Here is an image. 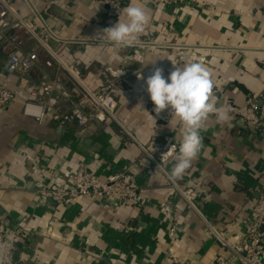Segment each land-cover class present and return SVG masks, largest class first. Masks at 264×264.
I'll return each instance as SVG.
<instances>
[{
    "label": "crops",
    "instance_id": "0c3cea01",
    "mask_svg": "<svg viewBox=\"0 0 264 264\" xmlns=\"http://www.w3.org/2000/svg\"><path fill=\"white\" fill-rule=\"evenodd\" d=\"M12 1L39 30L53 34L52 46L66 62H82L92 87L122 79L129 83L116 94L117 116L149 153L166 154L167 171L175 162L183 126L170 109L158 116L154 111L145 90L154 67L167 78L175 65L201 62L211 74L218 107H244L254 99L264 115V0H183L157 8L148 0H122L124 9L137 4L150 17L133 48L92 39L98 30L126 20L124 10L108 20L103 0ZM135 55L144 62L134 61ZM47 59L40 51L31 85L55 75V69L46 68ZM5 64L0 48V82ZM16 83L12 78L10 87ZM63 95L55 94L42 122L23 115L26 90L0 109V205L9 220L4 232L11 237L23 228L30 235L14 264H173L170 249L178 262L237 264L202 217L231 243L244 233L254 200L264 194V135L230 111L223 122L215 114L208 116L200 132L201 152L177 181L198 191L199 215L187 208L166 176L150 171L141 147L117 124L79 130L54 122L52 112L67 105ZM84 171L103 181L126 175L142 190L143 205L37 201L39 187L69 186Z\"/></svg>",
    "mask_w": 264,
    "mask_h": 264
},
{
    "label": "built area",
    "instance_id": "2783aa9c",
    "mask_svg": "<svg viewBox=\"0 0 264 264\" xmlns=\"http://www.w3.org/2000/svg\"><path fill=\"white\" fill-rule=\"evenodd\" d=\"M154 7L163 4L178 5L183 0H148ZM107 19L113 21L119 18L124 10L122 0H103ZM117 5V6H114ZM53 34L48 30H39L34 21L23 16L12 0H0V48L6 57L3 79L0 82V109L10 107L20 92L28 91L29 98L24 102L23 115L27 118L44 121L48 111L52 110L51 102L55 94H64L66 106L53 111L54 122L76 126L79 130L92 125H104L108 122L117 124L121 133L134 140L145 153L149 161V169L154 174L166 176L164 166L167 161L164 153H149L142 146L126 125V120L117 116V92H123L128 86L125 79L108 82L106 85L94 88L87 80L82 68V62L76 59L72 64L66 62L53 48ZM47 54L44 62L46 68L55 69L53 77L37 86L31 85L30 74L38 66L39 52ZM132 59L143 63L144 58L135 55ZM139 77V76H138ZM17 80L11 88L10 80ZM68 85L70 88H68ZM228 110L239 117L248 127L264 135V115L257 101L249 99L244 107L229 106ZM163 157V159H162ZM159 170L156 171L157 166ZM73 183L69 186L39 187L35 193L39 203L52 200L63 205L79 199L107 200L114 202L120 200L127 206L141 207L143 205V192L128 182L126 175H119L109 181H103L92 171L72 177ZM169 180V179H168ZM178 196L184 201L187 208L200 214L196 204L198 191L193 188H182L177 182L172 183ZM211 235L225 248H228L237 264H264V194L254 200L251 217L245 231L234 238L231 243L224 234L217 231L203 217ZM9 226L7 213L0 205V243L11 244L9 250V264H14V254L25 246L29 234L23 228H17L11 237L5 234ZM45 233V232H43ZM171 237L175 236V229L169 230ZM173 264H193L178 262L172 249L169 250ZM222 264H228L222 263Z\"/></svg>",
    "mask_w": 264,
    "mask_h": 264
},
{
    "label": "clouds",
    "instance_id": "9594fccd",
    "mask_svg": "<svg viewBox=\"0 0 264 264\" xmlns=\"http://www.w3.org/2000/svg\"><path fill=\"white\" fill-rule=\"evenodd\" d=\"M124 15L126 20L119 19L113 26L98 30L92 39L98 40L99 44L110 43L118 48L135 47L150 17L137 4H129L124 9ZM145 85L157 116L165 109H170L171 117L177 118L183 126L182 141L175 162L170 171L166 172L169 181L176 183L183 178L192 161L201 152L203 143L200 132L204 121L210 114H215L222 122L227 121L230 118L229 110L217 106L218 101L212 93L211 74L201 62H186L182 68L175 65L167 78L162 68L154 67ZM171 150L174 148L171 147ZM159 168L160 165L156 171ZM11 247V244L0 243V264H9Z\"/></svg>",
    "mask_w": 264,
    "mask_h": 264
},
{
    "label": "water",
    "instance_id": "95a60500",
    "mask_svg": "<svg viewBox=\"0 0 264 264\" xmlns=\"http://www.w3.org/2000/svg\"><path fill=\"white\" fill-rule=\"evenodd\" d=\"M14 255H15V256H14V260H15V261H18L19 256H20V252H19V251H16Z\"/></svg>",
    "mask_w": 264,
    "mask_h": 264
}]
</instances>
